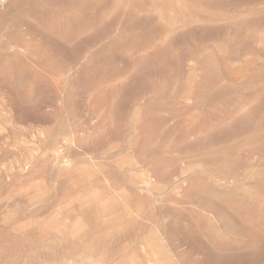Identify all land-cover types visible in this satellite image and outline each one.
<instances>
[{"label":"rangeland","instance_id":"obj_1","mask_svg":"<svg viewBox=\"0 0 264 264\" xmlns=\"http://www.w3.org/2000/svg\"><path fill=\"white\" fill-rule=\"evenodd\" d=\"M0 264H264V0H0Z\"/></svg>","mask_w":264,"mask_h":264}]
</instances>
